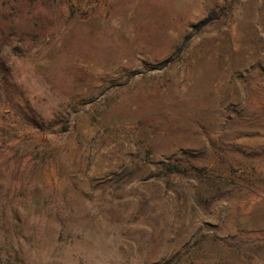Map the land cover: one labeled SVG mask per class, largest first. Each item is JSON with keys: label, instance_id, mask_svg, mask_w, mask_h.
I'll return each mask as SVG.
<instances>
[{"label": "rangeland", "instance_id": "1", "mask_svg": "<svg viewBox=\"0 0 264 264\" xmlns=\"http://www.w3.org/2000/svg\"><path fill=\"white\" fill-rule=\"evenodd\" d=\"M0 264H264V0H0Z\"/></svg>", "mask_w": 264, "mask_h": 264}]
</instances>
